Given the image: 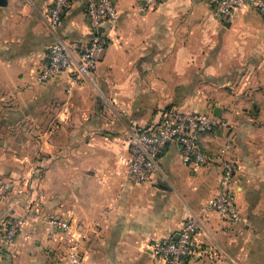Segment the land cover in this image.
I'll use <instances>...</instances> for the list:
<instances>
[{"label":"crops","instance_id":"obj_1","mask_svg":"<svg viewBox=\"0 0 264 264\" xmlns=\"http://www.w3.org/2000/svg\"><path fill=\"white\" fill-rule=\"evenodd\" d=\"M52 1L0 0L1 99L15 102L21 94L51 87L37 83L34 76L57 38L76 43L80 50L87 47L91 30L86 0L71 2L55 31L43 19ZM112 1L117 17L102 24L106 48L92 82L115 125H106L102 134L81 135L77 129L65 134L89 137L45 168L54 173L57 189L40 199L41 215L49 216L46 211L52 207V215L84 226L93 243L82 264H92L88 258L99 252L92 247L100 236L103 262L123 264L127 253L141 249L153 264L149 244L174 237L186 216L202 214V203L216 193L219 162L214 157L203 167L186 166L178 145L168 143L160 158L161 174L137 184L126 175L129 151L124 133L132 124L156 125L168 107L194 110L230 126L219 129L217 138L203 134L202 142L211 155L228 145L236 161L233 186L243 221L209 213L190 263L256 264L255 256L264 259V13L243 7L221 22L212 16L213 0H163L144 14L137 11L140 0ZM77 55L78 50L71 49V68ZM69 71L59 75L70 78ZM85 81L78 78L69 87L92 91ZM92 123L88 117L82 121L85 127ZM35 230L45 241L46 229ZM53 241L61 243L59 238ZM39 248L15 245L6 250L12 257L25 250L29 263L37 264ZM6 252L0 250V264L16 263ZM45 253L49 251L45 249L43 257Z\"/></svg>","mask_w":264,"mask_h":264},{"label":"built area","instance_id":"obj_2","mask_svg":"<svg viewBox=\"0 0 264 264\" xmlns=\"http://www.w3.org/2000/svg\"><path fill=\"white\" fill-rule=\"evenodd\" d=\"M73 1L76 0H53L47 7L43 19L52 31L59 27L66 9ZM161 1L163 0H140L137 11L141 14L152 11ZM243 7L253 8L263 14L264 0H213L211 13L214 18L226 22L236 10ZM86 16L91 30L87 47L80 50L76 43H67L57 38L49 45L45 61L35 71L34 78L37 83L54 79L69 69L70 83L78 78L93 80L106 48V40L99 28L105 21L117 17V9L112 0H86ZM71 49L78 50L74 68H71ZM224 126L225 123L214 115L171 107L161 113L156 125L139 127L132 124L124 133L129 151L128 157L124 159L126 175L137 184L149 183L156 175L161 174L160 158L168 143L178 145L181 160L186 166L203 167L214 159V155L219 162L217 191L202 203V214L189 213L174 237L157 238L149 244L148 253L154 264H191L190 257L194 255L197 245L196 236L203 229L204 218L209 213H217L236 223L243 221L233 186L236 161L228 154V145L222 144L216 154L211 155L202 142L203 134L217 138L219 129ZM23 222L22 218L14 219L6 227L5 243L11 242L17 227L22 226ZM47 223L50 238L62 239L69 236L74 241V245L63 256L61 264H80L81 251L78 249L77 240L81 233L64 218L52 217Z\"/></svg>","mask_w":264,"mask_h":264},{"label":"rangeland","instance_id":"obj_3","mask_svg":"<svg viewBox=\"0 0 264 264\" xmlns=\"http://www.w3.org/2000/svg\"><path fill=\"white\" fill-rule=\"evenodd\" d=\"M58 76L53 80L41 82V85H51V87L43 90L40 87L33 94H21L16 97L18 100L15 102L9 99L11 97L0 98V250L7 251L10 259L16 260L14 264H30L27 251L14 252L12 257L9 250H6L14 248L15 245L41 246L42 249L39 248L37 253V264L62 263L63 256L70 246L74 245V241L69 236H64L59 243L48 235V220L58 216L52 215L54 212L50 207L48 211L45 210L49 216L43 217L41 200L44 196L51 197L54 189L57 188L53 186L54 173H48L45 168L52 165L55 159L68 155L69 148L81 147L88 141L89 136L72 139L65 135L67 132L77 129L76 133L81 135L85 131L102 134L106 130V125L110 127L115 125L111 123V113L108 112L106 101L100 91L93 88L92 81H85L92 91L76 92L69 87L71 85L69 77L64 74ZM87 117L93 122L89 127L82 124ZM228 127L230 126L226 122L223 128L226 131ZM18 218L24 219L22 226L17 227L11 242L5 243L6 227ZM38 226H42L43 231L46 229L45 241H42L41 235L36 233L35 229ZM73 227L81 233L77 244L81 251L80 264H82L84 253L89 250L93 241L87 236L89 234L86 235V229L81 223L76 222ZM97 230L99 229L93 227L92 231ZM102 238L100 236L94 241L92 248L96 250L98 248L99 252H92L88 261L92 264H117L118 262L113 260L102 261V248L99 246ZM49 241H52V245L45 247ZM45 249L49 254L45 253L47 256L43 257L42 253ZM104 254L108 253L105 251ZM255 262L263 264L264 259L255 256ZM152 263L154 264L153 261ZM123 264H151V262L147 257V251L139 249L127 253V260Z\"/></svg>","mask_w":264,"mask_h":264},{"label":"trees","instance_id":"obj_4","mask_svg":"<svg viewBox=\"0 0 264 264\" xmlns=\"http://www.w3.org/2000/svg\"><path fill=\"white\" fill-rule=\"evenodd\" d=\"M169 108H171V107H168V108H166V109H164V110H167V109H169ZM164 110H163L162 112H164ZM162 112H161V113H162Z\"/></svg>","mask_w":264,"mask_h":264},{"label":"water","instance_id":"obj_5","mask_svg":"<svg viewBox=\"0 0 264 264\" xmlns=\"http://www.w3.org/2000/svg\"><path fill=\"white\" fill-rule=\"evenodd\" d=\"M99 32H101V28H99Z\"/></svg>","mask_w":264,"mask_h":264}]
</instances>
